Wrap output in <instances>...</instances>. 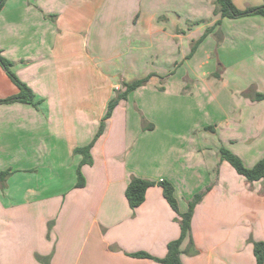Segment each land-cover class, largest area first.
<instances>
[{"label":"crops","instance_id":"1","mask_svg":"<svg viewBox=\"0 0 264 264\" xmlns=\"http://www.w3.org/2000/svg\"><path fill=\"white\" fill-rule=\"evenodd\" d=\"M232 1L238 8L264 4ZM141 3L5 0L2 5L0 51L41 102L0 104V171L15 168L0 186V264H163L153 257H164L180 228L157 183L162 179L172 183L180 212L195 193L204 192L191 218L193 249L188 238L181 244L182 264H255L253 241L264 240V179L246 181L220 159L219 148H228L246 166L264 155V100L240 96L242 88L207 90L203 97L193 87L183 88L184 80L201 75L186 70L195 51L189 59L187 54L219 19L214 0H147L144 11ZM251 16L230 23L231 40H264V21L253 23ZM124 31L130 33L128 48L140 56L132 59L140 65L131 68L137 73L132 78L152 73L148 82L175 80L178 88L157 93L163 102L153 99L144 109L138 104L144 121L128 103L137 89L119 100L90 148L92 164L81 165L85 183L76 187L81 155L73 150L91 141L119 87L112 81L94 103L89 92L75 89L69 67L90 56L86 41L79 44L73 35L103 34L94 45L107 47L106 57H112L119 46L108 48L106 33ZM255 58L252 89L264 93V50ZM84 79L85 73H78L77 80ZM16 92L0 66V98ZM133 175L155 182L135 208L125 197Z\"/></svg>","mask_w":264,"mask_h":264},{"label":"rangeland","instance_id":"2","mask_svg":"<svg viewBox=\"0 0 264 264\" xmlns=\"http://www.w3.org/2000/svg\"><path fill=\"white\" fill-rule=\"evenodd\" d=\"M146 4L147 0H142L140 7L142 11L146 10ZM120 7L125 9L127 7V2L123 1V4L120 5ZM251 18H253V23H258V19H262L260 21H264V16L258 14L251 16ZM219 20L220 22L213 25L212 29H210V31L207 33V35H210L209 38H207L206 35L201 40L195 50L193 58L190 59L186 64L187 71H196L201 75L195 80H184L183 84L185 85L183 88H186L185 90H190V88L193 87L195 93L200 95V97H203V94L207 90L225 93L227 88H242L243 90L239 92L240 96L247 97V91L254 88L255 84L257 83V80L250 79V76L254 75L253 69L258 63V61L253 63L254 58L257 56V54H259L260 51L264 50V40H252L249 43L246 41L240 42V40L233 41L229 38L228 32L230 30V23L235 20V18H221L219 15ZM200 33L201 31L199 32V30L194 31L192 33V37H197V35ZM102 35L103 34H101L100 38L95 32H90L89 34L86 32H76L73 35L75 42H79V44H81L83 40L86 41L88 45L87 47L89 48L88 53L90 59L83 60L79 64L76 63L73 67H69V70L74 71L76 76L74 81L75 89L79 91L82 90V92L85 94L89 92L91 103H94V99L96 94H98V91L108 88L112 81H114L116 84L118 83L120 90H123L124 86L121 84V78L126 77L128 80L125 81L133 79L132 77L136 76L137 73L135 71H131V68H139L140 66L138 63H132V59L135 58V62H137L140 60V56L137 52L136 54H133L134 51L132 48L131 50L128 48L130 42L128 38L130 35L129 31H124L121 33H106V42L109 46L108 48L115 44L119 46L118 52L120 53L112 57H106V55L109 53V50L104 49L107 47H103L100 44L101 48H97L94 45V42L96 41L102 42ZM97 54L103 56H98ZM189 58H191V56H189L187 59ZM183 70H185V67L181 69V71ZM81 72L85 73V79L79 81L77 80V75ZM121 72H123V74H121ZM205 72L206 74H202ZM114 74L118 76V80H114V78L117 77L114 76ZM165 83L166 81L162 79H160V81L157 79H152L147 84L142 85L143 87H137L135 93L129 96L128 103L129 105L133 106L135 110H137L141 121L146 120V117H144L140 109H137L136 106L138 104H140V106L142 105V108L144 109V106L146 105L147 107L153 99L163 102L164 95L160 94L157 96V93L166 87L168 91H174L178 88V86L175 85V80H170L168 85ZM113 91L114 95H116L117 87H115ZM185 99L187 100L188 98ZM174 115H178V113ZM221 116H223L222 113L220 114V117ZM139 145L142 150H145V144ZM10 170L12 174L15 168ZM28 171L34 172L35 169L30 168ZM34 179V177L31 178L32 181Z\"/></svg>","mask_w":264,"mask_h":264},{"label":"trees","instance_id":"3","mask_svg":"<svg viewBox=\"0 0 264 264\" xmlns=\"http://www.w3.org/2000/svg\"><path fill=\"white\" fill-rule=\"evenodd\" d=\"M5 0H0V9L4 4ZM215 4V12H218L221 18H239L243 16H250V15H262L264 16V4L260 5H247L245 8H238L232 0H214ZM220 20L216 21L218 24ZM210 31V28L206 29L196 40L193 41L192 45L190 46V51L187 54L189 57L197 48L198 44L201 40L207 35ZM0 66L4 69L8 77L11 81L16 85L17 92L9 95L7 97L0 98L1 103H13V102H20V103H28L32 104L33 106L37 107V105L41 102L40 99H37L33 90L18 76L13 72L11 69L12 61L5 57L0 51ZM152 73H148L146 76L142 78H135L129 81L122 80L121 84H123V90L120 88L117 89L116 95L111 97L107 102V108L104 115L101 118L99 127L91 139V141L85 145L80 147H75L73 152L78 153L81 155V160L77 167V181L75 183L76 187H81L84 185L85 180L84 176L81 172V165L82 164H92V157L90 154V148L92 147L95 140L100 136L103 132L105 126V120L111 115L114 106L118 103L119 100L125 99L127 95L136 89L139 86L146 84L150 78ZM247 95L253 100H264V93L254 91L253 89L247 91ZM219 156L220 159L226 160L232 168L246 179L248 182H253L256 180L264 179V155L259 158L252 166H246L242 159L236 155L234 152L229 150L226 147L219 148ZM11 174L10 169H5L0 171V186H3ZM155 182L153 180H149L146 178L138 177V176H131L126 188H125V197L128 202V205L131 208H135L140 205L145 196L146 189L153 185ZM161 188L162 193L170 207L176 212L177 220L179 224V235L177 238L169 241L166 245V253L164 257L157 258L153 257L155 260L163 263V264H182L180 260V254L182 252L181 244L182 242L188 238L189 244L188 247L193 249V243L190 237V225H191V218L193 214V210L195 205L201 200L204 192H197L195 193L192 198L188 201L187 210L184 212H180L178 210L177 201L174 196V187L171 182L168 180L162 179L157 182ZM189 251V250H188ZM253 254L255 257V264H264V240L253 241ZM134 256H150L144 252H135L132 253ZM47 264L46 261H44Z\"/></svg>","mask_w":264,"mask_h":264}]
</instances>
